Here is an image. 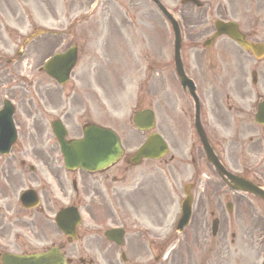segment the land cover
I'll use <instances>...</instances> for the list:
<instances>
[{"label":"flooded vegetation","instance_id":"obj_1","mask_svg":"<svg viewBox=\"0 0 264 264\" xmlns=\"http://www.w3.org/2000/svg\"><path fill=\"white\" fill-rule=\"evenodd\" d=\"M223 1L228 8L222 4ZM6 6V0H2L0 24L6 18ZM202 6L203 11L197 13L201 21L205 20L207 12L221 20L234 19L244 39L253 45H263L264 49V0H248L245 8L234 7L230 0H217L213 5L206 0ZM52 24L53 36L33 39L20 53L22 58L32 45L31 62L24 63L27 68L19 65L20 59L11 67L0 65V108L5 99L12 103V119L18 138L24 146L27 140L38 144L28 157L39 163L40 171L51 183L6 184L15 158L0 155V264H20V257L51 248L59 249L67 264H264V202H259L262 206L256 204L248 194L233 191L225 184H209L210 196L206 197L207 186L203 184L201 187L200 174L203 171L214 174L215 169L194 130L192 100L187 96V100H181L180 114L174 117L175 107L171 106V97L164 88L162 99L166 128L163 138L169 153L158 168L160 174L156 172L161 180H154L151 160L142 159L135 165L129 161V155H123L109 168L93 173L80 172L86 203L84 209L90 220L98 222L105 219L125 226V222L132 219L131 227L124 229L120 238L115 232L119 244L108 238L102 229H84L77 233L75 242L59 234L54 222L58 197L62 200L71 198L67 192L68 185L72 188L77 181L70 175L71 184H66L61 177L56 145L46 138V115L50 114L48 109L54 113L48 124L58 116L64 123L88 126L94 122L89 114V93L94 89H101L104 93V89L93 75L97 65H93L89 56L83 58L82 50L70 75V84L42 85L38 78L42 74V51L60 50L67 43V36L73 38L69 22L64 26H58L63 24L59 21ZM204 27L194 37L187 36V41L197 42L207 35L208 28ZM23 38L17 31L12 36L13 41ZM43 41L50 47H43ZM0 44H5L2 35ZM245 54L248 56L241 58V68L227 69V72H235L228 74L227 79L222 77L217 85L210 84V79L209 84L201 83L197 58L191 72L199 98V121L219 164L242 178L252 180V175H256L264 182V55L255 59L249 52ZM249 57L253 60L250 63ZM252 71L256 73L254 83L250 77ZM222 73V68L214 71L217 77ZM64 90L73 94L62 96ZM224 105L226 111H223ZM187 136L194 141L191 146L186 143ZM132 142L135 151L142 140L132 137ZM20 164L24 171L25 164ZM185 178L189 190L199 196L197 210L203 201L204 204L209 203V215L217 219V228L212 235L207 234L201 220H206L205 213L197 214L195 209L189 227L184 230L182 244L177 239L172 246L177 249L171 252L169 244L166 246L169 240H160L163 219L173 202L165 184H182ZM256 185L264 187V184ZM17 186L21 190L15 196ZM223 186L224 192L214 196ZM25 190L31 191L34 199L30 194L22 204L20 196ZM172 190L177 193V188ZM224 201L229 205L225 213ZM253 207L257 214L251 211L255 210Z\"/></svg>","mask_w":264,"mask_h":264},{"label":"rangeland","instance_id":"obj_2","mask_svg":"<svg viewBox=\"0 0 264 264\" xmlns=\"http://www.w3.org/2000/svg\"><path fill=\"white\" fill-rule=\"evenodd\" d=\"M230 1L233 2L234 7L239 6L243 1L248 2V0ZM162 2L173 12L178 13L179 10L180 18L182 16L183 18H186L187 16L189 17V21L186 24L189 32L192 30L191 25L195 24L194 21L200 20L199 18H194L196 16L195 12L191 13L188 8L181 9L180 0H162ZM6 4L5 21L14 28H16L18 24L23 23L26 32L28 31V28L34 25L41 24L50 26L52 25L51 22L53 20H78V14L81 15L90 12L91 6L96 4L95 9L92 11V16L88 18L89 22L86 24H77V29L84 30L85 32L82 36L84 39L77 41L81 46L86 42L85 50L87 52L94 49L93 47L95 46V43L104 42L107 46L106 50L105 48L104 50L112 54L111 66L114 65L116 59L119 57L122 58L120 69H122L121 72H125L124 75H126V77L124 79L126 80V91L132 101L122 103L118 109L116 108L117 112L116 116H114L117 123L115 121H107V123L117 128L122 137L124 136L125 139H128L130 137L129 135H132L135 131L132 127L129 115L131 111L134 110L133 99L137 95V85L142 78V74L145 72V66L144 63H142L141 67L143 69L141 70L143 71L139 69L140 72H136L134 70V65L130 63L131 60H126L129 58L127 55L130 53L135 57V55H141L145 52L148 56L151 54L155 65L162 66V63L164 64V61L162 62V60H166V56H170L172 51L171 32H169V41L162 39L163 35H166L165 29H163L164 25L162 24L163 27L161 26L160 17L157 16V11L152 7L151 3L147 0H6ZM0 5H2V0H0ZM73 5H75L74 9H72ZM75 10L79 11L74 12ZM91 20L94 21L91 22ZM20 30H23V32L25 31L24 28ZM9 33L8 35H3L0 32V35L3 36L5 41V44H0V47L3 49L15 50L17 46L12 42V35L14 34ZM140 37H144L146 42H141ZM42 44H44L43 47L45 48L50 47L48 44H45L44 41ZM31 46L32 45L27 49L32 50ZM220 47L222 48V52L226 54L227 58L235 57L236 51L233 48L229 47L227 44L221 45ZM218 48L219 47H217V50ZM30 50H28L20 59L21 62L19 65L22 66L25 62H31V60H29V58L32 57V52ZM49 52V50H43L41 58H44ZM207 53H212V50L207 51ZM15 64L16 63H10L5 66L11 67ZM24 67L27 68L28 65H24ZM216 67L217 66L214 68ZM223 68L236 69L234 65H228L227 67L224 66ZM234 72L235 71L227 72L223 69V73L220 76H215L217 84H219L218 82L222 77L227 79V75ZM132 74H134V81L130 79ZM162 76L163 73L161 72L158 75H155L154 80L156 82H154L153 85H159V87L165 86L166 83ZM160 114L161 110L159 109L158 115L160 116ZM11 184H23V182H20L19 177L15 176V178L12 177ZM85 220L86 217H84L80 228H85ZM138 224L142 226L140 221Z\"/></svg>","mask_w":264,"mask_h":264},{"label":"water","instance_id":"obj_3","mask_svg":"<svg viewBox=\"0 0 264 264\" xmlns=\"http://www.w3.org/2000/svg\"><path fill=\"white\" fill-rule=\"evenodd\" d=\"M172 24H173V26H174V22H173V21H172ZM178 47H179V40L177 39V43L175 44V51H176V52H178ZM105 141H106L107 147H109V144H110V143L113 144L112 146H113V152H114V153H112L111 155H114L115 153L119 152L118 143H117V140H116L115 138H114V139H112V138H110V139L106 138ZM151 143H152V144H155V143H156L154 138H152ZM79 146H80V145L72 144V147H74V148H78ZM160 146L163 147L162 144H160ZM149 149H150V147L145 148V149L142 150V151L148 153V152H149V151H148ZM152 149H153V148H151V150H152ZM160 149H161V151L164 150L163 148H160ZM150 152H151V151H150ZM109 157H110V156H109Z\"/></svg>","mask_w":264,"mask_h":264}]
</instances>
